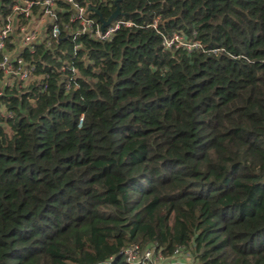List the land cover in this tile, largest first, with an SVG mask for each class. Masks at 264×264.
<instances>
[{
  "label": "trees",
  "instance_id": "16d2710c",
  "mask_svg": "<svg viewBox=\"0 0 264 264\" xmlns=\"http://www.w3.org/2000/svg\"><path fill=\"white\" fill-rule=\"evenodd\" d=\"M117 7L133 25L98 41L58 2L59 39L21 52L32 80L0 73V264H125L148 243L264 264V0ZM173 33L203 48L166 49Z\"/></svg>",
  "mask_w": 264,
  "mask_h": 264
},
{
  "label": "built area",
  "instance_id": "2783aa9c",
  "mask_svg": "<svg viewBox=\"0 0 264 264\" xmlns=\"http://www.w3.org/2000/svg\"><path fill=\"white\" fill-rule=\"evenodd\" d=\"M18 3L12 7V14L0 29V73L4 77H15L21 87L32 79L34 66L28 65L21 57L23 50L33 52L35 46L45 42V36L37 37V33L31 27L30 21L41 18L54 19V12L57 9V3L62 2L69 7L72 12L70 22H76L75 34L84 35L98 41L110 39L114 33L122 26L130 27L133 24L129 21H112L107 27L101 30L100 23L90 16L87 11V4L80 5L77 0H17ZM17 17L30 20L27 25L17 27ZM65 29L68 26L65 25ZM61 29L54 24L50 30L49 40L45 43L50 44L52 40H58ZM18 37L16 42L15 38ZM163 46L166 49L172 47H182L187 51L202 49L199 40H186L180 34L173 33L171 37L163 36ZM82 118L79 122L81 125ZM183 248H176L169 257H164L161 250L154 243L147 245L131 244L120 251V255L125 264H175L169 261L178 256Z\"/></svg>",
  "mask_w": 264,
  "mask_h": 264
},
{
  "label": "rangeland",
  "instance_id": "374dc122",
  "mask_svg": "<svg viewBox=\"0 0 264 264\" xmlns=\"http://www.w3.org/2000/svg\"><path fill=\"white\" fill-rule=\"evenodd\" d=\"M51 21V18H41L40 20H31V27L37 33V37H44L46 32V24ZM16 42L18 41V37L15 38ZM6 78V77H5ZM32 80V79H31ZM169 261L175 264H196L193 260L192 256L185 250L180 252L178 256L175 258H171Z\"/></svg>",
  "mask_w": 264,
  "mask_h": 264
},
{
  "label": "water",
  "instance_id": "95a60500",
  "mask_svg": "<svg viewBox=\"0 0 264 264\" xmlns=\"http://www.w3.org/2000/svg\"><path fill=\"white\" fill-rule=\"evenodd\" d=\"M86 4H87V11L93 12L96 16H97V21L100 23L101 26V30H103L105 27H107L112 21H114L117 17H119L120 15H122V13L120 12L119 8L117 7V2L119 0L115 1V10L110 14V16L107 19H104L103 16L101 15V13L99 12V10L97 8H92L89 4H88V0H83Z\"/></svg>",
  "mask_w": 264,
  "mask_h": 264
}]
</instances>
